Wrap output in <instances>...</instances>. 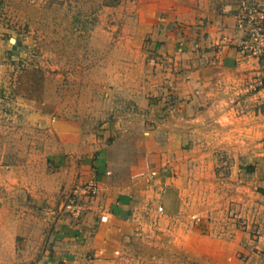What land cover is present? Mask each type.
Wrapping results in <instances>:
<instances>
[{"label": "rangeland", "instance_id": "1", "mask_svg": "<svg viewBox=\"0 0 264 264\" xmlns=\"http://www.w3.org/2000/svg\"><path fill=\"white\" fill-rule=\"evenodd\" d=\"M262 167L264 0H0V259L264 264Z\"/></svg>", "mask_w": 264, "mask_h": 264}, {"label": "crops", "instance_id": "2", "mask_svg": "<svg viewBox=\"0 0 264 264\" xmlns=\"http://www.w3.org/2000/svg\"><path fill=\"white\" fill-rule=\"evenodd\" d=\"M261 170H262L261 175L258 178V186H259L258 194L264 200V193H263V191H261L262 189H264V168L262 167ZM121 202L122 203H120L119 205H116L114 209H115V211L119 210L120 213L123 214V212H125V210L128 207H130V204H131L130 197L127 194H123V196L121 198ZM111 216L113 217L112 220L117 219L115 213H112ZM5 232H7V229L3 226V228L0 229V233H5ZM15 234H16V232H15ZM15 234L10 233V231L8 234V236L11 237L9 239H11V241H13V243L16 242L15 241L16 239L14 238ZM11 250L12 249H11L10 245L8 248L0 247V252H5V251L11 252ZM0 264H44V260H25V261L18 262V261H13L11 258L6 259L5 257H2V259H0Z\"/></svg>", "mask_w": 264, "mask_h": 264}, {"label": "trees", "instance_id": "3", "mask_svg": "<svg viewBox=\"0 0 264 264\" xmlns=\"http://www.w3.org/2000/svg\"><path fill=\"white\" fill-rule=\"evenodd\" d=\"M261 191H263V193H264V189H262Z\"/></svg>", "mask_w": 264, "mask_h": 264}]
</instances>
